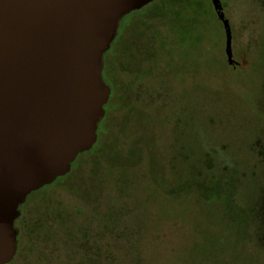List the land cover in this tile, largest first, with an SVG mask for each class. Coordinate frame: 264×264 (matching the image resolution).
Here are the masks:
<instances>
[{"label":"rangeland","instance_id":"374dc122","mask_svg":"<svg viewBox=\"0 0 264 264\" xmlns=\"http://www.w3.org/2000/svg\"><path fill=\"white\" fill-rule=\"evenodd\" d=\"M219 1L234 67L210 0L119 19L98 141L19 207L5 264H264V0Z\"/></svg>","mask_w":264,"mask_h":264},{"label":"water","instance_id":"95a60500","mask_svg":"<svg viewBox=\"0 0 264 264\" xmlns=\"http://www.w3.org/2000/svg\"><path fill=\"white\" fill-rule=\"evenodd\" d=\"M151 1L0 0V264L15 254L18 205L95 143L103 53L119 19ZM210 3L230 64V26Z\"/></svg>","mask_w":264,"mask_h":264},{"label":"flooded vegetation","instance_id":"af4514ba","mask_svg":"<svg viewBox=\"0 0 264 264\" xmlns=\"http://www.w3.org/2000/svg\"><path fill=\"white\" fill-rule=\"evenodd\" d=\"M139 24H141V20H139V19H137L136 17L133 19V21L131 22V29H136V30H138L137 29V27L139 26ZM231 43V42H230ZM106 52H107V50H106ZM223 52H224V42H223ZM105 55H106V53H105ZM105 55H103V57H102V65L104 64V66H105V68H104V70H107L108 69V67L106 68V63H105V61H108V55H107V57H106V59H105ZM224 56H225V54H224ZM232 56V55H231ZM232 58V57H231ZM225 60H226V57H225ZM228 64V63H227ZM228 65H230L231 67H234L236 64H235V62L233 61L232 63H230V64H228ZM124 69H126L127 71H128V69L126 68V66H124ZM129 72V71H128ZM103 73H104V71H103ZM102 72H101V75L103 74ZM130 73V72H129ZM128 73V74H129ZM128 79H126V81H124L121 85V87H123L128 81H127ZM113 83H118L117 82V73L115 74V76H114V80H113ZM108 85V84H107ZM109 86V85H108ZM110 88V87H109ZM112 89H113V87L112 88H110V92H109V95H110V93H112L113 91H112ZM124 92H126V89L124 88ZM130 95H134L133 93H132V91L129 93ZM109 95H108V97H109ZM107 100H108V98H107ZM107 102V101H106ZM105 102V103H106ZM104 106V105H103ZM104 108V107H103ZM106 116V110H104V114H103V118ZM102 117H101V119L100 120H102ZM99 120V121H100ZM99 121H98V123H99ZM97 123V124H98ZM97 129V128H96ZM98 141V139H97V136H96V140H95V143ZM94 143V144H95ZM93 144V145H94ZM92 145V146H93ZM91 146V147H92ZM25 200H26V198H25ZM24 200V201H25ZM23 201V202H24ZM23 202L21 203V204H19L18 205V207H17V209H18V215H17V217L14 219V222H13V225H14V227L16 228V230H17V234H18V228L16 227L17 226V221H18V219L20 218V211H19V207L23 204ZM16 238H17V235H16ZM17 240V239H16Z\"/></svg>","mask_w":264,"mask_h":264},{"label":"trees","instance_id":"16d2710c","mask_svg":"<svg viewBox=\"0 0 264 264\" xmlns=\"http://www.w3.org/2000/svg\"><path fill=\"white\" fill-rule=\"evenodd\" d=\"M105 53H106V51L103 53V55H105ZM103 57V56H102ZM104 68H105V66H104V64L102 65V73H103V71H104ZM102 76V75H101ZM93 147H91L89 150H87V151H85V152H88V151H90L91 149H92ZM73 163H74V161H73ZM68 174V173H67ZM64 176H66V174L64 175ZM63 176V177H64ZM37 191V190H36ZM35 191H33V192H30L27 196H26V198L28 197V196H30L32 193H34Z\"/></svg>","mask_w":264,"mask_h":264}]
</instances>
